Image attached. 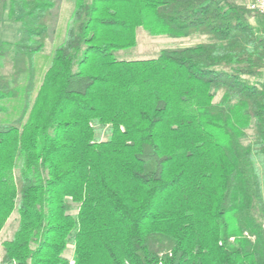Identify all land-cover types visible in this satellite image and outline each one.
Returning <instances> with one entry per match:
<instances>
[{"label":"trees","instance_id":"obj_1","mask_svg":"<svg viewBox=\"0 0 264 264\" xmlns=\"http://www.w3.org/2000/svg\"><path fill=\"white\" fill-rule=\"evenodd\" d=\"M73 1L48 55L57 0H9L0 233L19 218L0 264H264V16L249 0ZM139 29L205 41L119 60Z\"/></svg>","mask_w":264,"mask_h":264},{"label":"rangeland","instance_id":"obj_2","mask_svg":"<svg viewBox=\"0 0 264 264\" xmlns=\"http://www.w3.org/2000/svg\"><path fill=\"white\" fill-rule=\"evenodd\" d=\"M252 0H249L250 3ZM73 0H57L55 9V20L51 25V37L46 42V53L52 55L58 45L65 38V31L69 25ZM253 23L255 21L253 20ZM21 33V25L14 18L9 16V0H2L0 4V53L6 54L3 60L1 72L8 73L11 69L9 57L13 53L14 44ZM205 41L204 37L197 38H169L166 36H151L145 30L139 29L137 33V44L133 48L125 49L117 53V58L124 61H137L155 59L160 52L166 48L187 47ZM19 215L15 212L7 221L0 233V255L3 253V243L12 238L18 227ZM72 248L69 249L68 257L72 255Z\"/></svg>","mask_w":264,"mask_h":264},{"label":"built area","instance_id":"obj_3","mask_svg":"<svg viewBox=\"0 0 264 264\" xmlns=\"http://www.w3.org/2000/svg\"><path fill=\"white\" fill-rule=\"evenodd\" d=\"M248 8L256 13H259L260 15L264 16V0H252L248 4Z\"/></svg>","mask_w":264,"mask_h":264}]
</instances>
